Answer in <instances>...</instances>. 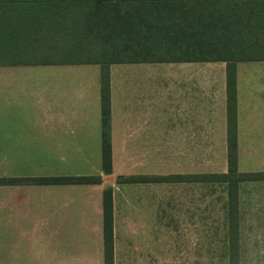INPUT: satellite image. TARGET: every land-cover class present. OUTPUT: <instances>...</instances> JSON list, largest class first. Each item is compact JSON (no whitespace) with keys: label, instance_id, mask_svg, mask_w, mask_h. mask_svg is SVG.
<instances>
[{"label":"crops","instance_id":"obj_1","mask_svg":"<svg viewBox=\"0 0 264 264\" xmlns=\"http://www.w3.org/2000/svg\"><path fill=\"white\" fill-rule=\"evenodd\" d=\"M216 64L222 66L210 67ZM242 64L248 63L237 66L238 152L246 133L264 139V69ZM104 72L99 65L0 64V178H101L99 185L0 186L5 236L20 237L10 244L5 264H24L17 250L27 251L26 264H105L108 188L114 264L153 262L158 232L201 233L181 226L198 219V188L201 207L203 200V181L187 178L204 174L205 132L218 131L226 146V64L110 66L111 175L102 169ZM99 150L96 174L76 173V157L96 156ZM161 156L164 167L157 170ZM179 176L186 179L118 183L119 178Z\"/></svg>","mask_w":264,"mask_h":264},{"label":"trees","instance_id":"obj_2","mask_svg":"<svg viewBox=\"0 0 264 264\" xmlns=\"http://www.w3.org/2000/svg\"><path fill=\"white\" fill-rule=\"evenodd\" d=\"M38 7L40 9L38 10ZM51 0H0V64L99 65L102 80V169L113 171L108 69L125 64H226V173L188 177L228 189L231 260L238 259L239 189L264 172L239 171L237 66L264 62V0H76L61 14ZM73 43V45H72ZM73 46V47H72ZM185 177L119 178L120 184ZM100 177L0 178L6 185H99ZM105 264H114L113 190L103 194Z\"/></svg>","mask_w":264,"mask_h":264},{"label":"rangeland","instance_id":"obj_3","mask_svg":"<svg viewBox=\"0 0 264 264\" xmlns=\"http://www.w3.org/2000/svg\"><path fill=\"white\" fill-rule=\"evenodd\" d=\"M58 13L68 10L76 0H51ZM40 7H38V10ZM73 45V43H72ZM73 47V46H72ZM214 69L222 64H216ZM261 67L264 64L248 63L241 67ZM207 67V66H206ZM217 67V68H216ZM258 103V101H257ZM244 135V134H243ZM221 134L206 133L204 140L203 172L204 174L226 173L228 170L225 140L219 138ZM252 134H245L240 142L239 171L243 173L264 172V139L255 134V138H249ZM214 137V138H212ZM76 173L90 172L96 174L101 168V151L88 157H76ZM163 157H157V170L163 169ZM158 172V171H157ZM163 202V197L160 199ZM199 188L197 199V220H183L181 226L184 229H202L196 235L172 236L162 235L158 232L156 239V251L154 261L150 264H233L231 260L232 241L229 229L228 189L221 183H204L202 207L200 206ZM191 204V201H187ZM163 208V205H161ZM191 207H186L190 210ZM193 212H195L193 210ZM191 213V212H188ZM1 214V213H0ZM239 240L238 259L235 264H264V182L243 183L239 189ZM2 215V214H1ZM202 215V219H200ZM3 218L0 217V264H5L11 243L18 236H5L2 226ZM180 223V222H179ZM177 231H180L177 230ZM171 241V242H170ZM172 245L173 251H167ZM18 262H28L27 251L15 252ZM20 259V261H19ZM14 260L13 257L9 258ZM8 261V262H9ZM14 262V261H13ZM26 262V263H25ZM14 264H16L14 262Z\"/></svg>","mask_w":264,"mask_h":264}]
</instances>
